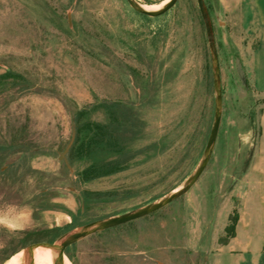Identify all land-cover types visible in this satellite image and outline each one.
I'll list each match as a JSON object with an SVG mask.
<instances>
[{
	"label": "rangeland",
	"instance_id": "1",
	"mask_svg": "<svg viewBox=\"0 0 264 264\" xmlns=\"http://www.w3.org/2000/svg\"><path fill=\"white\" fill-rule=\"evenodd\" d=\"M164 1L134 0L145 8ZM204 2L222 91L205 172L162 210L70 247L69 264H264L262 31L243 0ZM8 71L27 83L0 93L5 264L46 230L74 225L58 244L91 223L165 199L204 160L216 95L197 0H178L157 18L126 0H0V75ZM113 105L126 121L122 153L99 151L71 164L69 151L68 165L60 160L74 115L87 109V121L107 124ZM95 162L112 174L81 183L77 174Z\"/></svg>",
	"mask_w": 264,
	"mask_h": 264
},
{
	"label": "water",
	"instance_id": "2",
	"mask_svg": "<svg viewBox=\"0 0 264 264\" xmlns=\"http://www.w3.org/2000/svg\"><path fill=\"white\" fill-rule=\"evenodd\" d=\"M127 3L132 7L133 10H135L137 13L151 17V18H157L161 17L167 12H169L178 2V0H170V2L163 7L159 11H146L142 8L141 5L134 2V0H126ZM199 11L201 14V17L203 19L206 34L210 46V50L213 57V66H214V87H215V95H216V104H215V120L213 124V128L211 131V135L209 138V141L207 143L206 149H205V155L204 160L202 161L200 167L195 172V174L188 180V182L179 188L177 191L175 190L170 196L166 197L165 199L154 203L152 205H149L145 208H142L135 212H130L123 214L121 216H116L107 220H102L98 222L91 223L87 226H85L82 230L78 232H74L69 234L63 241H61L58 244H49V243H42V244H34L31 245L24 254V257L26 259V264H32V258L34 255V252L37 247H46L53 251L55 255V264H63L64 258L66 257V250L82 239H85L89 236L95 235L97 233H101L113 228L121 227L124 225H127L129 223L144 219L163 208L167 207L168 205L172 204L179 198L186 195L200 180L201 176L205 172L209 162L210 158L212 156L214 146L217 141L219 128L221 124V117H222V91H221V85H220V68H219V62H218V55H217V49L214 42V33L213 28L210 22L209 13L206 9L204 0H197ZM76 138V129L74 128L72 139L66 148V150L60 154V160H64L65 163L68 165V162L65 159L66 154L70 151L72 148L74 141Z\"/></svg>",
	"mask_w": 264,
	"mask_h": 264
},
{
	"label": "trees",
	"instance_id": "3",
	"mask_svg": "<svg viewBox=\"0 0 264 264\" xmlns=\"http://www.w3.org/2000/svg\"><path fill=\"white\" fill-rule=\"evenodd\" d=\"M27 83V81L19 74L12 73L10 71L5 72L0 75V93L10 89L16 88L17 86ZM93 107L92 110H95ZM117 109L115 105L108 108L109 122L107 124H99L96 122L87 121L86 117L88 115L87 109L78 111L74 115V125L76 129L75 142L69 153V160L72 164L76 161H82L84 159H91L99 151L106 152H116L122 153V141L119 137L123 130L125 129V120H120L116 114ZM110 165L103 163H93L89 167L83 169L77 174L78 180L83 183H89L96 179L105 177L110 173ZM74 225H69L66 227H55L50 230H46L41 239L33 241V244L37 243H49L54 244L58 239H60L65 234L71 232ZM25 242L27 243L30 239V233H24ZM65 254L70 260L71 256L69 254V248L66 250ZM10 258L3 257L0 259V264H5Z\"/></svg>",
	"mask_w": 264,
	"mask_h": 264
},
{
	"label": "bare ground",
	"instance_id": "4",
	"mask_svg": "<svg viewBox=\"0 0 264 264\" xmlns=\"http://www.w3.org/2000/svg\"><path fill=\"white\" fill-rule=\"evenodd\" d=\"M169 2L170 0H166L159 6H151L150 8H145L142 6V8L146 11H159ZM8 264H26V259L23 253L20 252L16 254ZM32 264H55V255L49 248L37 247L32 258ZM63 264H69L65 258Z\"/></svg>",
	"mask_w": 264,
	"mask_h": 264
},
{
	"label": "crops",
	"instance_id": "5",
	"mask_svg": "<svg viewBox=\"0 0 264 264\" xmlns=\"http://www.w3.org/2000/svg\"><path fill=\"white\" fill-rule=\"evenodd\" d=\"M242 3V9L245 7L246 3L250 4L256 14L257 22L260 26V30L262 31L258 40H260V44H262L264 42V0H243ZM260 130L262 145H264V112L260 119Z\"/></svg>",
	"mask_w": 264,
	"mask_h": 264
}]
</instances>
